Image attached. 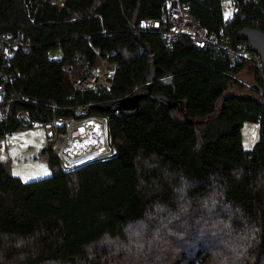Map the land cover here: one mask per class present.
Returning a JSON list of instances; mask_svg holds the SVG:
<instances>
[{
	"label": "trees",
	"instance_id": "1",
	"mask_svg": "<svg viewBox=\"0 0 264 264\" xmlns=\"http://www.w3.org/2000/svg\"><path fill=\"white\" fill-rule=\"evenodd\" d=\"M180 1L220 46L196 47L187 35L167 42L158 29L138 26L160 18L167 0H0V32L22 31L31 41L7 60L0 54V136L26 126L22 111L69 116L86 102L88 113L106 118L113 149L64 170L48 141L50 174L26 181L0 159V264H159L165 243L148 228L165 230L169 211L187 228L167 264H209L226 237L242 250H223L218 264H264V62L235 33L243 25L264 31V0H232L229 17L221 0ZM227 45L245 57L232 65ZM75 56L116 63L108 93L70 85L61 66ZM245 67L253 84L229 91L243 86L235 74ZM139 89L176 104L142 96L128 114L123 105L101 107ZM244 121L258 128L250 148L241 142ZM212 196L216 227L198 230L195 211ZM139 225L144 233L134 241L130 229ZM187 245L196 246L192 254Z\"/></svg>",
	"mask_w": 264,
	"mask_h": 264
},
{
	"label": "built area",
	"instance_id": "2",
	"mask_svg": "<svg viewBox=\"0 0 264 264\" xmlns=\"http://www.w3.org/2000/svg\"><path fill=\"white\" fill-rule=\"evenodd\" d=\"M138 26L158 29L167 42L174 41L180 35H187L196 47L208 44L220 46L217 37L206 35L198 21L189 13V5L180 0H167L160 18L141 19ZM30 45V39L22 31L15 34L0 32V54L6 60L12 56L15 48L27 49ZM223 47L232 65L246 55L244 50H234L228 45ZM56 59H61L60 55L56 56ZM116 66L107 56H99L92 65L75 56L73 63H64L61 67L73 88L108 93ZM2 89L0 83V93ZM11 98L12 96L9 100ZM20 114L26 126H39L47 132L52 150L64 170L102 159L113 151L107 135L106 118L88 113L86 102L75 107L74 113L69 116L52 114L41 119L31 118L25 111ZM3 115L4 111L0 108V118Z\"/></svg>",
	"mask_w": 264,
	"mask_h": 264
},
{
	"label": "rangeland",
	"instance_id": "3",
	"mask_svg": "<svg viewBox=\"0 0 264 264\" xmlns=\"http://www.w3.org/2000/svg\"><path fill=\"white\" fill-rule=\"evenodd\" d=\"M221 8L224 17H229L232 13V0H221ZM51 54L56 55L57 52L54 51L51 52ZM248 61L253 64L256 60L255 58H252ZM235 75L241 81V85L243 86L237 89L230 88L229 91H245L247 90V87L253 84V74L250 67H245ZM240 131L242 146L244 148H250L258 136L257 124L251 121H244ZM49 139L50 137L42 127L32 125L20 126L15 130L0 136V159L7 160L10 172L13 175L20 177L24 181L47 176L50 174V170L47 164V154L46 152L42 151V148L46 145H49ZM180 200L183 201L181 197ZM179 205L180 206L178 207L182 208L181 211L186 218V222H188L189 210H187V208H184V203H180ZM215 210L216 198L212 196L210 197L207 204H204L200 209H197L195 211L197 217L196 221L201 224V227H199L198 230H202L207 227H209V229L216 227V220L213 215ZM173 215H175V213L169 211V213L163 217L165 220V230L160 224H156L155 226L151 225V227L148 228L150 232L157 235V237L165 243L166 248L165 251L161 254V257L163 258L160 260L159 264H167V260L165 257H173L179 251L180 247L178 243L182 241L186 242V239L184 240V232L187 228V224L183 221L182 217L177 219L174 218ZM225 226L228 227V230H232V227H230V223H226ZM177 229H182L183 232ZM130 230L134 231L132 232L134 235V241L137 240L135 238L136 234L143 235L144 233V229L141 227V225ZM132 244V242H129L128 245L122 247V250L126 246L129 247ZM216 244L217 245L212 249V260L210 258L209 264H218L219 261L224 258V256L221 254L223 250L236 251L238 253H241L242 250L240 249V247H238V244L232 242V240H230V238L228 237ZM137 246H140V244H137ZM195 247L196 246L191 245L189 247L187 245L185 247V254H192Z\"/></svg>",
	"mask_w": 264,
	"mask_h": 264
},
{
	"label": "water",
	"instance_id": "4",
	"mask_svg": "<svg viewBox=\"0 0 264 264\" xmlns=\"http://www.w3.org/2000/svg\"><path fill=\"white\" fill-rule=\"evenodd\" d=\"M236 36L238 38L244 39L246 41L245 47L247 49L255 51L260 56V61L264 62V31L255 26H240L235 30ZM147 96L151 100L163 102L165 105L172 106L176 104V101H170L167 97L160 93H152L149 89L138 90L133 96L127 100H120L113 102L110 106L103 107V109L111 110L115 107H120L123 105V112L130 113L128 111H133L136 107L137 100L142 97ZM45 147L42 148L44 150Z\"/></svg>",
	"mask_w": 264,
	"mask_h": 264
}]
</instances>
